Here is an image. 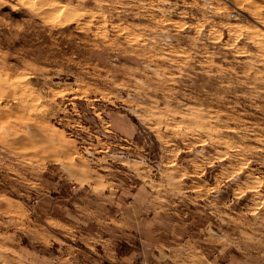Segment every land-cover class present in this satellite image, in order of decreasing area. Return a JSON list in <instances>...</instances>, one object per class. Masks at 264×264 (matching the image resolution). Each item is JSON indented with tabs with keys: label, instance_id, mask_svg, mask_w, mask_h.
I'll list each match as a JSON object with an SVG mask.
<instances>
[{
	"label": "rangeland",
	"instance_id": "1",
	"mask_svg": "<svg viewBox=\"0 0 264 264\" xmlns=\"http://www.w3.org/2000/svg\"><path fill=\"white\" fill-rule=\"evenodd\" d=\"M0 264H264V0H0Z\"/></svg>",
	"mask_w": 264,
	"mask_h": 264
}]
</instances>
